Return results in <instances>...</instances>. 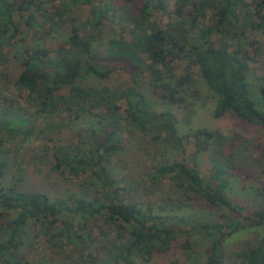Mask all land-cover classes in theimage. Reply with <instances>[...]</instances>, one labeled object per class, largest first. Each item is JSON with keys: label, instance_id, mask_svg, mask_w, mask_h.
Masks as SVG:
<instances>
[{"label": "trees", "instance_id": "1", "mask_svg": "<svg viewBox=\"0 0 264 264\" xmlns=\"http://www.w3.org/2000/svg\"><path fill=\"white\" fill-rule=\"evenodd\" d=\"M175 1L171 14L177 22L163 27L152 15L165 10L167 0H0V64L24 32L64 29L57 47L24 45L23 68L11 82L17 98L0 93V264H29L23 249L31 235L42 236L69 260L66 264H148L156 253L179 244L183 233L208 239L201 258L186 264H227V238L250 227L260 229L257 242L235 256L240 264H264V188H254L260 204L249 214L227 193L234 170L241 167L235 163L236 144L204 127L180 135L171 110L188 104V97L198 98L200 92L192 87L196 66L215 94L214 117L232 111L242 121L264 127V78L257 81L256 92L248 81L250 62L264 60V0ZM251 1L260 6L256 17L250 13ZM80 5L91 6L89 22L76 21L73 12ZM106 22H117L120 31L100 55L93 47ZM250 37L256 44L253 58L243 50ZM173 54L188 60L181 72ZM118 69L129 74L130 84L90 91L77 83L85 76L108 78ZM147 81L153 93L144 87ZM8 84L9 79L0 78V92ZM124 125L152 135L157 149L184 150V140H192L196 153L208 151L211 182L196 164L167 157L153 165L149 178L154 184L170 180L177 191L202 197L220 210L218 219L173 218L159 211L169 202L133 200L119 184L124 179L109 172L112 157L124 146ZM9 133L18 141L6 146L2 139ZM67 133L71 138H65ZM22 141L26 146L17 149ZM261 154L264 172V149ZM28 167L45 178L64 171L82 177L81 193L60 196L26 189ZM95 228L101 229L99 238L93 235Z\"/></svg>", "mask_w": 264, "mask_h": 264}, {"label": "rangeland", "instance_id": "2", "mask_svg": "<svg viewBox=\"0 0 264 264\" xmlns=\"http://www.w3.org/2000/svg\"><path fill=\"white\" fill-rule=\"evenodd\" d=\"M110 3V0H108ZM168 6L165 10H155L153 12V19L161 26L173 24L177 22L178 17L171 13L176 7L175 0H167ZM250 1V0H249ZM256 1L250 2V13L254 17L258 16L257 12L260 9ZM111 4V3H110ZM52 9V8H51ZM76 21L87 20L91 18V6L80 5L74 8L73 12ZM117 15V13H115ZM115 15V16H116ZM208 16L210 14L207 13ZM208 22L207 19H204ZM23 28V27H22ZM56 28V27H55ZM85 28H88L86 26ZM26 28L24 27V30ZM83 31V29H81ZM26 31V30H25ZM39 34L25 33L22 40H16L15 45L8 48L6 62L0 64V78L10 80V84L3 87L2 92L11 98H17L16 87L13 86V78L22 70V51L26 44H34L39 42L44 46L57 47L64 38V29H54L52 32H47L43 29ZM120 31V24L117 22H106L103 26L100 39L94 42L93 51L96 54H105L108 39L114 35L115 32ZM43 32V34H41ZM253 35V34H252ZM214 38V36H212ZM262 39H264L261 36ZM255 39L250 37L243 46L244 53L248 57L255 56L256 44ZM239 41L234 42L236 44ZM240 43V42H239ZM240 46V44H236ZM172 62L179 66L178 72L182 71L188 60L185 58H178L176 54L172 55ZM191 61V60H190ZM171 62V63H172ZM250 72L248 74V81L252 90H257V81L264 78V60L260 57L256 61L250 62ZM177 72V71H176ZM177 72V73H178ZM192 80L195 79V84L192 87L198 89L199 96L192 100L188 97V104L181 107H172V112L178 117L176 123L177 132L184 135L191 131V129L204 127L209 130H219L228 137V141L236 144L235 149L239 152V157L235 160L236 165L240 169H235V177L231 180L230 188L227 190L230 198L238 203L244 205L247 212L252 213L260 204V200L254 196V188H264V172L261 170L262 150L264 149V127L254 125L242 121L232 111L226 112L223 116L217 118L213 115V110L216 102L214 92L207 88L203 80L199 77L197 67H193ZM141 81L143 79H140ZM12 82V83H11ZM77 83L90 91L94 88L107 86L114 88L130 84L129 74L123 70L118 69L111 73L108 78L99 79L92 76H85L78 79ZM150 92H154V87L148 81L144 83ZM192 87L189 90L192 91ZM20 100V99H19ZM192 102L190 103V101ZM23 105V100H20ZM157 108L163 109L164 105L156 103ZM264 109V108H263ZM125 126V125H124ZM76 125V129H77ZM12 133L8 136H3L5 145L9 146L12 142L15 143L18 139L13 141ZM71 134H65V138H71ZM12 138V139H11ZM124 146H122L121 153L115 154L111 159L109 172L116 180L123 178L124 181L119 184L125 186V189L135 201H140L142 204H163L167 205L166 210L162 211L171 217L178 216H194L202 220L218 219L220 210L208 203L202 197L194 193H184L177 191L176 187L170 180H162L159 184H154L149 178V173L153 165L160 159L165 157L169 160L185 159L190 164H196L200 169L201 175L206 181L211 182L212 160L208 151L195 152L193 141H185V149H174L167 145L163 149H157L156 142L151 140L152 135H146L137 128L126 125L123 133ZM34 139V137H31ZM37 142V141H35ZM27 142L22 141V145L15 144L17 149H24ZM156 148V149H154ZM82 177L74 178L68 172L63 174L52 173L49 178H45L35 173L32 167H28L23 176V186L26 189H40L45 190L50 195H64L65 193H81L80 182ZM156 210H158L156 208ZM4 222V221H3ZM187 229V228H185ZM260 229L250 227L238 233L229 236L226 240V251L229 254L226 262L227 264H240V259L235 255L238 252L245 251L248 246L255 244L258 240ZM101 229L95 228L94 237H100ZM187 237V238H186ZM179 244L174 246L165 253H156L153 259L148 264H186L193 263L195 260L201 258L205 245L208 239L200 234H191V236L183 233L179 236ZM191 243L190 249H185L182 244ZM185 249L186 251H184ZM24 252L27 253L29 264H66L69 260L59 252L52 250L48 243L45 242L42 236H32L24 246ZM55 251V252H54ZM103 250L100 249L99 252Z\"/></svg>", "mask_w": 264, "mask_h": 264}]
</instances>
